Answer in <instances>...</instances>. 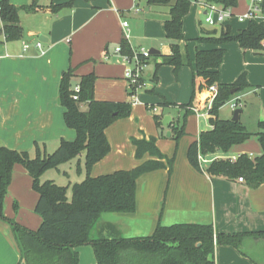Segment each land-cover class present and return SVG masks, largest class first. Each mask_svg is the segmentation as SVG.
<instances>
[{
    "label": "crops",
    "instance_id": "crops-1",
    "mask_svg": "<svg viewBox=\"0 0 264 264\" xmlns=\"http://www.w3.org/2000/svg\"><path fill=\"white\" fill-rule=\"evenodd\" d=\"M10 2L16 7L36 4L39 9L33 13L22 12L20 15V23L25 32L23 39L6 41L4 35L0 33V144L17 151L29 152L32 156L36 155V145L49 153V149H56L61 140L74 141L76 138L75 131L66 125L65 109L60 104L62 74L72 69L75 74L76 84H74L77 85L79 77L94 73L97 76L96 100L130 101L128 99L124 101L126 93L129 95V88L125 87L126 83H124V62L119 56L110 54V44L113 42L121 44L124 38L123 19L125 13L131 11L133 4L138 14L147 13L150 17L146 22V28L158 32L154 36L155 43L162 36L166 39L163 24L170 18L169 7H150L147 5V0L144 2L141 0H10ZM200 9L199 2H194L184 20L187 41L180 44L182 54L188 55L193 60L198 50L216 48L210 44H198L196 39L200 36L219 38L223 32H227L235 37L249 26V21L240 22L239 17L246 15L250 7L242 5L238 9L240 16L232 13L231 18L216 27L207 25L205 16L203 20L198 18L197 12ZM200 11V15H204V12ZM2 27L0 19V30ZM40 37H43V41H40ZM194 38L195 43L191 42ZM38 43L42 44L41 48L38 47ZM127 43L131 46L129 40ZM151 47L160 51L161 56L172 54L171 43L168 40L167 43L161 42L159 47L153 45ZM222 48L225 54L220 67V83L233 85L243 76L246 77L251 87L245 92L236 94L232 100L240 98V102L243 103L239 107L243 110L240 121L248 131L256 132L258 126L250 128L244 118L247 119L252 115L248 107L253 106L255 111L260 113L258 122L264 120V51L256 53L252 50H244L237 42L226 43ZM161 56L152 59L159 64L162 62ZM188 67L190 69H187ZM160 74L167 79L171 89L177 91V96L182 91V84L190 79V75L193 80L190 101L183 105L175 103L176 106L166 107V110L173 108L181 110L179 107L198 103H201V106L205 105V100L209 97L206 82L202 78L194 79L192 66H184L178 72L171 66L169 69H163ZM153 75L152 72L147 74L151 82L147 84L151 96L149 99L158 105L169 103L163 95L156 92L154 85L160 81V77L157 76L158 82L154 84L150 79ZM139 102L135 104L134 109L137 110L138 107L141 111V107L139 108L143 105L141 98ZM227 105L222 107L220 112L226 109ZM146 109L148 110L147 107ZM220 112V119L233 118L234 110L224 115H220ZM167 115L170 114H162V121ZM191 115L196 114L192 112L189 116ZM201 118H204V124L199 126L197 136L192 142L197 140L202 132L213 129L211 115L199 117L198 120L202 121ZM171 125H177L173 118ZM171 125L169 127L162 125L166 132H171V136L168 137L174 134ZM106 135L111 145V152L93 167L92 177L119 170H132L152 160L150 156L142 160L136 158L133 138H155L158 148L167 158L174 156L172 145L156 138L158 129L154 126L146 128L140 123L138 125L134 121V116H130L129 120H118L108 128ZM185 144L175 156L171 175L168 170H159L148 173L138 180L136 212L106 214L98 223V231L107 224L114 225L125 238L149 237L159 224L213 225L218 232L227 234L264 231V185L251 189L245 182L230 181L221 177L211 178L197 171L187 159L190 144L188 147V143ZM243 154L251 157H259L263 154L257 137L253 136L243 144L233 146L228 154L208 156L202 163L207 166L215 159L236 160ZM32 185L33 180L27 170L21 165H16L5 200L4 213L7 218L18 224L30 230H37L42 219L31 214L33 210L35 211L38 201V194L31 192ZM11 193H15L13 198L10 197ZM13 199L18 211L20 209L19 213L12 210ZM77 251L80 264H97L91 246L80 247ZM215 262L216 264H254L231 246H216ZM0 264H25L12 228L2 221H0Z\"/></svg>",
    "mask_w": 264,
    "mask_h": 264
},
{
    "label": "trees",
    "instance_id": "trees-1",
    "mask_svg": "<svg viewBox=\"0 0 264 264\" xmlns=\"http://www.w3.org/2000/svg\"><path fill=\"white\" fill-rule=\"evenodd\" d=\"M214 3L223 9L236 8L242 0H147V5L170 8V18L164 22L166 39L171 43L172 54L161 56L162 62L178 72L184 66H192L194 79L202 78L206 87L217 85L218 96L210 111L212 130L204 131L188 147L187 159L190 165L211 178H225L230 181L244 179L251 189L264 185V120L258 124L256 132L248 131L241 121L233 122L219 118L222 107L236 94L245 92L251 86L243 76L233 85L220 83V67L225 50L222 46L237 42L244 50L262 53L264 48V20L249 21L247 29L232 37L225 33L219 38L200 36L198 44L216 46L210 50H198L195 59L184 56L181 42L187 41L184 20L194 2ZM264 13V0L261 5ZM36 4L16 7L10 0L0 1L2 33L6 41L24 38V28L20 23L22 12L33 13ZM205 34V33H204ZM124 37L122 53L134 57V50ZM138 55L141 57L140 53ZM153 57L147 58V61ZM146 60V59H145ZM146 61V62H147ZM75 74L72 69L62 74L60 83V104L65 109L64 119L69 129L76 133L74 141L61 140L52 153L44 152L36 145V156L29 152L17 151L0 144V221L12 228L18 242L21 258L25 264H80L78 248L91 246L97 264H216V246H231L254 264H264V231L227 234L218 232L213 225L179 224L163 226L159 224L149 237L125 238L114 225L107 224L98 231V223L106 214H132L137 209L138 180L151 172L168 170L172 174L175 155L167 158L158 148L155 138L132 139L136 148V158H153L132 170H119L111 174L92 177L93 167L111 152L106 131L120 119L132 114V101H98L95 98L97 76L94 73L78 78L81 91L79 100L73 99ZM158 82L157 75L150 78ZM236 89V93L232 91ZM135 88L129 89L130 98ZM163 108L174 106L163 103ZM186 105L179 107L187 115L192 112ZM155 123L162 126V115H154ZM180 140L185 133V125H171ZM257 137L263 149L259 157L247 154L236 160L221 158L204 166L205 159L215 154H228L235 145H240L251 137ZM78 159V170L82 172L80 161L84 160L85 179L72 185V197L68 196L70 185L61 186L54 180L44 179L51 170H60L62 164ZM16 165L23 166L33 180V189L38 194L35 212L42 223L37 230H30L5 216L4 205L12 182Z\"/></svg>",
    "mask_w": 264,
    "mask_h": 264
},
{
    "label": "rangeland",
    "instance_id": "rangeland-1",
    "mask_svg": "<svg viewBox=\"0 0 264 264\" xmlns=\"http://www.w3.org/2000/svg\"><path fill=\"white\" fill-rule=\"evenodd\" d=\"M142 2H144L145 0H141ZM133 2V1H132ZM243 3H240L238 8L235 9L234 11H232V13L235 16H240V14L238 13V9L243 5V6H249V0H242ZM200 3L206 4V5H216L214 3H208L205 1H202ZM133 4V3H132ZM194 4V3H193ZM143 5H141L142 7ZM218 6V5H216ZM220 7V6H218ZM135 8V4L132 5V8L130 9L131 11L129 13H125V18L123 19L124 22L128 23L129 26V33H128V39L129 42L131 44V47L133 48L134 52H142V51H149L152 47L151 45H153L154 47H159L160 43H167V40L165 39L164 36H162L161 39H159V41H157L155 43L154 41V36H156L158 34V32L156 30H148L146 28V22L147 20L150 18L147 13L144 14H138V10H134ZM201 10V9H200ZM200 10H198L197 14L199 15L198 18L200 19H204V15H200ZM227 32H223L220 37L225 34ZM124 35L126 36L125 30H124ZM194 39H191V42H194ZM117 47H121V45L117 42H113L112 44H110L109 47V51L110 54H114L117 55L118 54L115 52ZM194 49V48H193ZM135 60H133L132 62H124L123 66V75H124V83L125 87H129V83L125 78V73L126 70L128 69H133L135 67ZM171 68V66L169 65H161V66H157L156 62L153 59H150L147 61L146 64V68L144 70V80L146 85L142 86L141 88L138 89L137 93H136V98H137V104H139V100L141 98V102L143 103L142 106H139V108L141 107V111L135 110L134 106L135 104H133L132 106V114L131 116H134V121L139 125L142 124V126H145L146 128H149V126H154L155 128L158 129V137H156L157 139L160 138L162 139V141H165L169 144L172 145L173 147V155L176 156V154H178V152L180 153L182 146L184 147L186 144V142L188 143L187 147L189 146V144L192 142V140L197 136V132L199 130V126L201 124H204V118H201L202 121L198 120V116L197 115H187L186 112L181 109L178 110L176 108L173 109H168L166 110V108H163L162 106L156 104V102H152L149 97H151L148 93V85L151 82L149 81V78L147 77L148 72H152L153 74H157L158 77H160V81L154 85V87H156V92L160 93L161 95H163L168 101L169 103L172 102L173 105H183V104H187L192 96V87H193V80H192V75H190V79L187 80L186 83H183V88L181 93H179V97L177 96V91H175V89H171L170 85H168L167 79L165 77H162V75L160 74V72L163 69H169ZM187 69H190L189 67ZM171 71V70H170ZM190 71V70H189ZM172 77H173V73H172ZM174 79V78H173ZM107 81V80H104ZM75 83V82H74ZM109 83V82H108ZM76 84V83H75ZM163 84V86H162ZM187 90V92H186ZM129 92V91H128ZM128 99L130 100L131 98L129 97L128 93H126V98H124V101ZM242 102V101H241ZM133 103V101H132ZM243 104V103H241ZM175 105V106H176ZM193 106V105H191ZM189 106V110L190 107ZM146 107L148 108V110L146 109ZM168 108V107H167ZM248 110H250L249 112L252 113V115L250 117H248L247 119H245V121H247L249 123V127L252 128L253 126H258V120H259V116L260 113H258L257 111H255L253 106H249ZM232 112L233 109L231 108V105L228 103L226 109H224L223 111L220 112V115H224L226 112ZM193 112V111H191ZM164 113H169L174 120L176 122V124L178 125H185V133L186 135L183 136L180 140H176V133L174 131V134L172 137H168V133L166 132V129L164 127H158L155 123L154 120V115H162ZM194 113V112H193ZM198 117V118H197ZM123 120H129V118H125ZM116 123V122H115ZM173 131V130H172ZM55 149H49V153L54 152ZM187 150V149H186ZM36 155H33V157H35ZM78 163L79 160L75 159L72 160L71 162L62 164L60 166V170H51L50 172H48L44 179H49V180H54L56 182V184L61 185V186H67L70 185V188L68 190V196L71 199L72 197V185L77 183V182H81L85 179V171H84V160L82 159L80 161L81 163V169L82 172H80L78 170ZM66 172V173H65ZM15 190H12V192ZM32 193L34 191L33 189V185H32ZM13 195H15V193H11L10 197L13 198ZM15 199H13L12 201V210L15 213H19L20 209L18 211V208L16 207V205L14 204ZM15 205V206H14ZM19 205V204H18ZM25 214V213H24ZM32 215H35L37 217H39V215L33 210ZM107 218L109 216H106ZM101 222V220H100ZM131 233H129L130 236ZM133 234V233H132Z\"/></svg>",
    "mask_w": 264,
    "mask_h": 264
},
{
    "label": "built area",
    "instance_id": "built-area-1",
    "mask_svg": "<svg viewBox=\"0 0 264 264\" xmlns=\"http://www.w3.org/2000/svg\"><path fill=\"white\" fill-rule=\"evenodd\" d=\"M263 3V0H250V10L249 12L242 16L239 17L240 22H245V21H251V20H256L259 18H264V13L262 11L261 5ZM200 8L204 12L205 16V23L211 27H216L218 25H222L225 23V21L229 18L232 17V11L230 9H223L221 7H218L216 5H206L203 3H200ZM123 27L126 33V36L124 37L128 39V33L129 31V26L127 22L123 23ZM42 44L38 43V47L41 48ZM262 46L264 48V41L262 42ZM115 52L118 54L120 57L121 61L123 62H132L135 60V67L133 69H128L126 70L125 73V78L129 83V89L135 88V92L131 97V101H133L132 104H137V98H136V93L139 88L142 86H145V80H144V70L146 68L147 64V58L151 57L149 51H142V52H134V57H129L128 55H124L122 53V47H117ZM140 53L141 57L138 55ZM146 59V60H145ZM206 90L209 92V97L205 100V107L201 106V103L199 104H194L193 106L190 107V110L193 111L198 117H207L210 116V111L213 107L214 100L218 96V87L217 85H213L211 87H206ZM74 95L73 99L75 101L79 100V93L81 91V87L79 84L75 85L73 87ZM231 105V108L235 111L236 109H239L241 107V102L240 98L231 100L229 102ZM205 110V111H204ZM201 161L204 162V160L200 157ZM240 182H244L243 178L239 179Z\"/></svg>",
    "mask_w": 264,
    "mask_h": 264
},
{
    "label": "water",
    "instance_id": "water-1",
    "mask_svg": "<svg viewBox=\"0 0 264 264\" xmlns=\"http://www.w3.org/2000/svg\"><path fill=\"white\" fill-rule=\"evenodd\" d=\"M40 41H43V37H40ZM149 53L151 55V57H160L161 53L160 51L156 50V49H150ZM237 91L236 89L232 91V94H235ZM243 113L242 109H236L233 113V118L231 119V121L233 122H239L240 121V116ZM172 123V117L167 115L164 117L163 121H162V125L164 127H169ZM168 136H171V132L168 133Z\"/></svg>",
    "mask_w": 264,
    "mask_h": 264
}]
</instances>
